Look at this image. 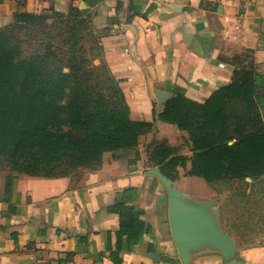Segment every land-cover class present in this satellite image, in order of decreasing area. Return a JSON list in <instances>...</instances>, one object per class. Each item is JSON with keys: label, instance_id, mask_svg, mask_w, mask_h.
<instances>
[{"label": "crops", "instance_id": "crops-1", "mask_svg": "<svg viewBox=\"0 0 264 264\" xmlns=\"http://www.w3.org/2000/svg\"><path fill=\"white\" fill-rule=\"evenodd\" d=\"M244 2L0 0V29L19 12L67 13L74 7L89 15L102 32L103 60L120 81L130 118L154 124L136 148L106 152L98 170L80 176L46 179L0 170V264H184L171 234L167 192L160 182L155 190L145 183L147 172L159 168L151 161L155 145L188 159L172 181L187 203L212 202L215 212L217 197L229 184H208L205 198L191 195L189 181L202 179L188 175L193 144L187 131L158 118L166 102L156 92L171 93L170 100L183 90L187 98L206 102L233 82L235 70L254 61L264 127V0ZM187 264H264V245L234 243L226 257L203 242Z\"/></svg>", "mask_w": 264, "mask_h": 264}, {"label": "trees", "instance_id": "trees-1", "mask_svg": "<svg viewBox=\"0 0 264 264\" xmlns=\"http://www.w3.org/2000/svg\"><path fill=\"white\" fill-rule=\"evenodd\" d=\"M68 12L54 8L38 14L19 12L11 25L0 29L1 155L10 159L11 170L46 179L76 176L71 172L79 168L96 171L104 153L136 148L140 137L154 127L153 122L130 118L120 81L103 60L102 32L92 29L99 34L100 65L77 56L74 47H63L72 43L70 36L58 41L60 34H46L49 28L43 26L51 19L50 31L57 33L66 25H76V30L83 25V20L72 17L79 9L71 7ZM31 28L42 31L44 38L29 39ZM25 45L39 51L23 56ZM254 67L251 61L247 69L235 70L233 82L206 102L177 90L158 115L189 133L193 144L189 176L207 184L264 176V127ZM151 161L175 181L177 168L185 167L188 159L160 144Z\"/></svg>", "mask_w": 264, "mask_h": 264}, {"label": "rangeland", "instance_id": "rangeland-1", "mask_svg": "<svg viewBox=\"0 0 264 264\" xmlns=\"http://www.w3.org/2000/svg\"><path fill=\"white\" fill-rule=\"evenodd\" d=\"M69 13V12H67ZM66 13V14H67ZM77 19L83 20V25L74 29V26L66 25L62 31H50L54 25V19L49 20L43 27L46 34H60L58 41L65 40L70 36L71 44L64 45L66 49L74 47V53L77 56L93 59L94 65H100L101 53L98 49L99 40L96 38L99 34L94 33V26L91 22V17L85 12L80 11L72 15ZM86 22V23H85ZM31 36L25 37L31 39L32 36L44 38L42 31L31 28L29 30ZM76 44V45H73ZM39 50L25 45L23 56H31ZM68 70H65L67 72ZM71 94L70 91H68ZM64 106L68 104V99L62 103ZM13 167L10 159L1 155L0 151V170L11 169ZM66 166H62L60 172H63ZM89 170L84 168L74 169L73 175H81ZM71 174V175H72ZM228 190H223L217 201L220 204L218 210L214 212L216 217V225L225 235L229 237L231 242L241 246L242 248H251L264 245V176L253 180L248 178V181H228ZM191 195L194 198H205L209 195L208 184L202 180L189 181ZM214 184V183H213ZM251 184V185H250ZM249 186L251 191H249Z\"/></svg>", "mask_w": 264, "mask_h": 264}, {"label": "water", "instance_id": "water-1", "mask_svg": "<svg viewBox=\"0 0 264 264\" xmlns=\"http://www.w3.org/2000/svg\"><path fill=\"white\" fill-rule=\"evenodd\" d=\"M157 98L165 103L171 93L158 90ZM154 176L165 188L169 198V222L174 243L184 264L189 260L190 252L201 243L208 242L219 249L226 257L234 251V244L216 225L214 212L210 211L214 203L192 205L185 201L184 196L173 187L170 179L164 176L159 168L147 172ZM160 261L170 262L166 256L151 255Z\"/></svg>", "mask_w": 264, "mask_h": 264}, {"label": "built area", "instance_id": "built-area-1", "mask_svg": "<svg viewBox=\"0 0 264 264\" xmlns=\"http://www.w3.org/2000/svg\"><path fill=\"white\" fill-rule=\"evenodd\" d=\"M251 1V0H250ZM250 1H248V0H245V2H244V6H247L249 3H250ZM126 23V22H125ZM125 23H124V21L122 22V24L120 25V27L122 28V27H124V25H125ZM145 183H146V186H148V187H150V188H153V190H155L156 189V184H158L159 183V181L154 177V176H147L146 177V180H145Z\"/></svg>", "mask_w": 264, "mask_h": 264}]
</instances>
